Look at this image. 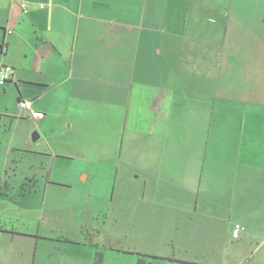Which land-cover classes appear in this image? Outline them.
<instances>
[{"label": "crops", "instance_id": "1", "mask_svg": "<svg viewBox=\"0 0 264 264\" xmlns=\"http://www.w3.org/2000/svg\"><path fill=\"white\" fill-rule=\"evenodd\" d=\"M222 6L0 0V70H14L0 87V264H82L55 238L58 189L78 190L99 156L120 158L127 134L142 146L166 120L193 125L180 111L206 109L208 95L226 135L264 141V21L245 25Z\"/></svg>", "mask_w": 264, "mask_h": 264}, {"label": "rangeland", "instance_id": "2", "mask_svg": "<svg viewBox=\"0 0 264 264\" xmlns=\"http://www.w3.org/2000/svg\"><path fill=\"white\" fill-rule=\"evenodd\" d=\"M212 1L245 25L264 21V0ZM211 98L208 109L180 111L193 125L166 120L142 146L127 134L120 158L99 156L76 175L78 190L58 189L66 220L55 238L67 262L264 264V141L226 135ZM236 225L244 230L232 242Z\"/></svg>", "mask_w": 264, "mask_h": 264}, {"label": "built area", "instance_id": "3", "mask_svg": "<svg viewBox=\"0 0 264 264\" xmlns=\"http://www.w3.org/2000/svg\"><path fill=\"white\" fill-rule=\"evenodd\" d=\"M22 7L24 10H27V5L25 3L22 4ZM44 6H41V9H43ZM14 76V70L12 67L5 66L0 70V87L8 83ZM20 107L22 110L26 111L29 114L30 118L38 119L42 118L43 114L38 112H33L31 110V103L24 101L20 103ZM243 228L240 225H236L234 232H233V238L238 239L240 237L241 232H243Z\"/></svg>", "mask_w": 264, "mask_h": 264}, {"label": "trees", "instance_id": "4", "mask_svg": "<svg viewBox=\"0 0 264 264\" xmlns=\"http://www.w3.org/2000/svg\"><path fill=\"white\" fill-rule=\"evenodd\" d=\"M140 256L142 257L143 255L140 254ZM99 258L101 259L102 258V255H98V258H97V263L98 264H101L102 260H98ZM138 264H146V261L143 258H140L138 260Z\"/></svg>", "mask_w": 264, "mask_h": 264}]
</instances>
